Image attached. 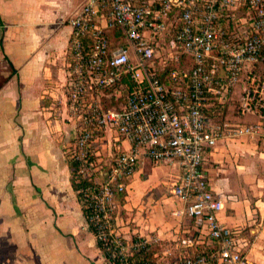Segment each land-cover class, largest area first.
<instances>
[{
    "label": "built area",
    "instance_id": "built-area-1",
    "mask_svg": "<svg viewBox=\"0 0 264 264\" xmlns=\"http://www.w3.org/2000/svg\"><path fill=\"white\" fill-rule=\"evenodd\" d=\"M69 24L66 95L76 136L68 151L78 175L99 185L90 221L110 220L117 194H128L146 156L180 173L172 195L185 205L175 213L194 222L193 234L177 240L180 264H255L242 228L219 219L234 198L214 191L206 165L220 141L245 139L264 149V75L257 71L264 63V0H86ZM164 38L171 53L181 52L188 61L185 69L172 70L168 81L157 63ZM127 79L134 87L126 103L105 107L99 93L126 85ZM240 83L238 110L258 113L257 122L224 118ZM107 130L114 133L113 152L100 159L94 143ZM113 158L109 170L105 163ZM110 235L116 237L112 243L106 234L100 238L113 258L126 259L133 248L160 242L139 235L134 243L115 229ZM195 245L212 251L185 253Z\"/></svg>",
    "mask_w": 264,
    "mask_h": 264
},
{
    "label": "crops",
    "instance_id": "crops-1",
    "mask_svg": "<svg viewBox=\"0 0 264 264\" xmlns=\"http://www.w3.org/2000/svg\"><path fill=\"white\" fill-rule=\"evenodd\" d=\"M85 1L0 0V264H110L88 230L67 158L76 136L66 95L69 20ZM113 136L96 139L100 159L111 157ZM261 151L245 139L220 141L206 165L214 191L234 198L219 219L242 228L255 264H264ZM179 175L143 156L116 231L174 247L193 234V220L175 213L185 205L172 195Z\"/></svg>",
    "mask_w": 264,
    "mask_h": 264
},
{
    "label": "trees",
    "instance_id": "trees-1",
    "mask_svg": "<svg viewBox=\"0 0 264 264\" xmlns=\"http://www.w3.org/2000/svg\"><path fill=\"white\" fill-rule=\"evenodd\" d=\"M70 48V44H69ZM187 59L185 58V64L180 67H170L166 69L159 70L160 73H162L163 77L166 81L169 80V73L172 70L178 69L183 70L187 66ZM257 71L259 74L264 75V63L258 66ZM128 89L129 91L133 89L134 83L127 79ZM113 88H107L102 91V93H99V97L102 100V94L103 92L107 90H112ZM243 83H240L238 86H236L234 93H233V99L231 101L232 109H225L223 114L224 118L233 122H241V123H254L260 120L258 113H247V114H241L238 110V107L240 105L241 97L243 95ZM103 102V101H102ZM101 135H104V132L101 133ZM67 158L68 162L70 164L71 170H72V177H71V183L74 190L77 192L78 199L82 205L83 213L86 218L87 227L88 230L92 231L95 236L98 239V245L100 249L102 250L104 256L109 261L110 264H159L158 260L160 259V253L161 248L158 247V245L166 244V242H158L159 244H144L138 247L137 249L133 248L131 250V253L129 254L128 258L123 259L120 257H112V250L107 249L106 243L100 238L101 234H106L108 240L110 243L114 242L115 235H110V230L117 228L116 225V214L117 209H119L120 206H122L126 202L127 192H119L116 197V202L118 204V208L111 213L110 220L99 218L98 221H90V218L95 215L94 207L91 203V198L93 195L99 191V185L95 183L93 178H84L78 175L75 168L78 166L77 162L72 159L70 156V152L67 150ZM110 162H106L105 166L107 169L110 170L111 164L114 163L115 158L110 159ZM118 180H123V178H118ZM128 182V180H126ZM99 225L104 226V228H99ZM131 242H137L138 240H141V237L139 235H133L131 237ZM121 240H125V238L120 236ZM212 251L211 247H207L205 245H195L192 247H186L185 253L189 255L197 254V253H210Z\"/></svg>",
    "mask_w": 264,
    "mask_h": 264
},
{
    "label": "rangeland",
    "instance_id": "rangeland-1",
    "mask_svg": "<svg viewBox=\"0 0 264 264\" xmlns=\"http://www.w3.org/2000/svg\"><path fill=\"white\" fill-rule=\"evenodd\" d=\"M169 38H164L162 40V54H161V58L158 59L157 63L160 62V70H162V68L164 66H166V68H170V67H180L182 65L185 64V55H183L181 52H173L171 53L168 50L169 47ZM128 84L126 85H121V86H117L116 88L112 89V90H107L106 92L104 91L102 94V101H103V105L105 107H110V108H119L121 106H123L126 101H127V96H128ZM262 158H264V153L263 150L260 152L259 154ZM257 154V158L259 160L264 161V159L259 158V156ZM259 156V157H258ZM262 165H264V163H261ZM119 211V209H117V212ZM119 213V212H118ZM118 213L116 214V216L118 215ZM122 236V234H121ZM132 238H130L129 240H131ZM159 244V243H157ZM159 248H161V252L160 254L163 255V252H167V250L170 252H168V257H164L162 260V264H180V253L179 250L174 247V246H167L166 244L163 245H158ZM167 249V250H166Z\"/></svg>",
    "mask_w": 264,
    "mask_h": 264
}]
</instances>
